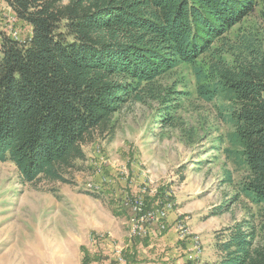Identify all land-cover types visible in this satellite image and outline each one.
<instances>
[{"label":"trees","instance_id":"trees-1","mask_svg":"<svg viewBox=\"0 0 264 264\" xmlns=\"http://www.w3.org/2000/svg\"><path fill=\"white\" fill-rule=\"evenodd\" d=\"M6 2L32 34L0 45V163L23 184L65 182L84 147L114 132L124 103H144L152 82L188 66L199 98L225 102L221 152L242 170L235 182L225 168V183L246 210L206 264H264V0ZM156 99L159 123L175 125Z\"/></svg>","mask_w":264,"mask_h":264},{"label":"rangeland","instance_id":"rangeland-1","mask_svg":"<svg viewBox=\"0 0 264 264\" xmlns=\"http://www.w3.org/2000/svg\"><path fill=\"white\" fill-rule=\"evenodd\" d=\"M6 35L30 38L0 0V45ZM151 84L144 103L123 104L111 135L84 147L65 182L23 184L13 164L0 163V264H84L82 248L86 264L217 263V237L246 216L225 183V168L235 182L242 176L221 152L225 102L199 98L185 65ZM157 97L175 125L159 123ZM136 206L137 217L151 213L137 228Z\"/></svg>","mask_w":264,"mask_h":264},{"label":"built area","instance_id":"built-area-1","mask_svg":"<svg viewBox=\"0 0 264 264\" xmlns=\"http://www.w3.org/2000/svg\"><path fill=\"white\" fill-rule=\"evenodd\" d=\"M8 29H9L10 32H12V28L10 26H8ZM141 206H142V204L140 205V210L139 211H141ZM137 210H138V206L135 207V214H134V217H133V219H135V223H136L135 226L138 223H140V222H144L151 215V213H148V214L142 215L141 217H137V212H136ZM136 228H137V226H136Z\"/></svg>","mask_w":264,"mask_h":264},{"label":"crops","instance_id":"crops-1","mask_svg":"<svg viewBox=\"0 0 264 264\" xmlns=\"http://www.w3.org/2000/svg\"><path fill=\"white\" fill-rule=\"evenodd\" d=\"M9 9V8H8ZM29 28V27H28ZM29 33H30V37H31V34H32V31H31V28H29ZM200 232H201V229H199Z\"/></svg>","mask_w":264,"mask_h":264},{"label":"bare ground","instance_id":"bare-ground-1","mask_svg":"<svg viewBox=\"0 0 264 264\" xmlns=\"http://www.w3.org/2000/svg\"><path fill=\"white\" fill-rule=\"evenodd\" d=\"M134 222H135V220H134Z\"/></svg>","mask_w":264,"mask_h":264}]
</instances>
